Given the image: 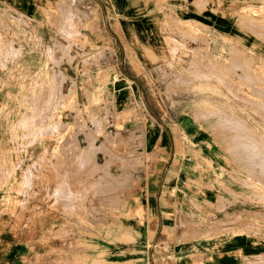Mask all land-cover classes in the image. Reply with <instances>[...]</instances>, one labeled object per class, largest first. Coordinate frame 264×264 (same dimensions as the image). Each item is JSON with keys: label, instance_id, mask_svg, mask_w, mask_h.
Instances as JSON below:
<instances>
[{"label": "rangeland", "instance_id": "374dc122", "mask_svg": "<svg viewBox=\"0 0 264 264\" xmlns=\"http://www.w3.org/2000/svg\"><path fill=\"white\" fill-rule=\"evenodd\" d=\"M119 1L0 0V236L38 264H264V0H126L150 70Z\"/></svg>", "mask_w": 264, "mask_h": 264}, {"label": "crops", "instance_id": "0c3cea01", "mask_svg": "<svg viewBox=\"0 0 264 264\" xmlns=\"http://www.w3.org/2000/svg\"><path fill=\"white\" fill-rule=\"evenodd\" d=\"M129 2L131 4L126 2V0H120L118 2L120 6L118 10L124 9V13L117 14L119 16V23L122 26V29L116 37L118 52L122 53V63H127L128 67L134 69L132 61L135 63L138 61L142 66H146L147 69L150 70L151 67L149 64L153 61L152 55H156V53L159 52L157 41L160 35H158L156 29H153L154 26L150 24L152 18L135 17L134 14L132 15L129 13L132 9V5L133 7L137 5L132 4L131 1ZM129 15H131V17ZM208 18H210L215 25H224L220 22L221 16L219 14L216 18L215 16H208ZM120 92L123 96L127 93L125 92V87L122 88ZM138 95L140 99L142 95L145 96L144 94L141 95L140 91H138ZM154 135L155 145L158 144V146H162L166 144L165 139H163L160 133L157 134V136L156 133ZM173 146L171 141V147L174 148ZM0 264H38L37 253L34 252V249L31 251L27 240L23 238H19V240L14 239L10 234L5 233L3 236H0Z\"/></svg>", "mask_w": 264, "mask_h": 264}]
</instances>
